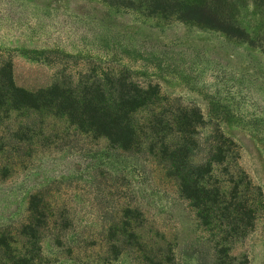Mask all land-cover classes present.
<instances>
[{
    "label": "rangeland",
    "instance_id": "rangeland-1",
    "mask_svg": "<svg viewBox=\"0 0 264 264\" xmlns=\"http://www.w3.org/2000/svg\"><path fill=\"white\" fill-rule=\"evenodd\" d=\"M179 1L244 33L183 17L184 6L152 12L141 0H0V65L12 61L18 83L30 88L129 70L201 111V144L216 130L233 140L239 155L227 169L245 175L264 200V0ZM38 192L56 224L32 241L22 226ZM125 205L140 209L132 225L153 262L125 240L109 241ZM208 239L154 157L114 150L65 118L0 106V264H13L16 254L27 264H203L211 263ZM232 254L264 264V210Z\"/></svg>",
    "mask_w": 264,
    "mask_h": 264
},
{
    "label": "trees",
    "instance_id": "trees-1",
    "mask_svg": "<svg viewBox=\"0 0 264 264\" xmlns=\"http://www.w3.org/2000/svg\"><path fill=\"white\" fill-rule=\"evenodd\" d=\"M104 1L120 6L135 4V0ZM141 1L148 3L152 12L169 9L182 12L184 6L179 0ZM184 7L187 10L181 13L183 17H197L230 34L244 33L234 25L224 26L200 7ZM0 106L65 118L81 132L106 139L114 150L154 157L165 176L177 184L180 195L189 201L200 226L209 234L211 263L203 264H242L232 254L233 245L254 230L264 210L263 192L245 175L227 169L226 162L233 154L239 155L233 140L216 130L210 140L201 144L196 133L204 117L197 108L176 103L164 96L157 85L139 83L129 70L121 68L82 75L75 81L57 78L47 85L26 87L18 83L12 61L0 65ZM43 202L41 192L31 197V221L22 226V234L32 241L40 238V227L46 228L52 221L56 224L55 214L41 208ZM140 213L139 208L122 206L118 220H112L109 228V241L116 247V242L125 240L147 259L144 261L153 262L149 259L152 248L132 225L139 220ZM13 264H27V260L16 254Z\"/></svg>",
    "mask_w": 264,
    "mask_h": 264
}]
</instances>
